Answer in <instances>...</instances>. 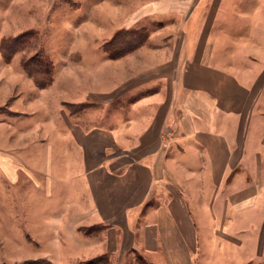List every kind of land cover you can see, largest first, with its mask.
Returning a JSON list of instances; mask_svg holds the SVG:
<instances>
[{"label":"crops","instance_id":"1","mask_svg":"<svg viewBox=\"0 0 264 264\" xmlns=\"http://www.w3.org/2000/svg\"><path fill=\"white\" fill-rule=\"evenodd\" d=\"M225 1L103 0L72 36L85 49L68 48L64 72L50 58L44 89L0 40L2 250L40 247L43 232L110 264L264 261V13H221ZM150 17L177 29L137 28ZM132 29L145 41L111 59L104 45ZM82 104L98 106L101 124L65 108Z\"/></svg>","mask_w":264,"mask_h":264},{"label":"rangeland","instance_id":"2","mask_svg":"<svg viewBox=\"0 0 264 264\" xmlns=\"http://www.w3.org/2000/svg\"><path fill=\"white\" fill-rule=\"evenodd\" d=\"M101 1L103 0H0V40L10 41L19 37V42L17 41V44L21 45V50L17 52L18 54L16 53L17 58L15 57L14 59L16 71H24V73H26L24 68L22 69L23 64H26L27 62H30L31 64L36 63L37 55L44 53L42 55H46L49 59L52 58L56 60V63L59 64V68L64 72V65L59 61L67 56L68 48L76 47V50L85 49L84 45H82V43L84 44L82 39L80 38L76 40V38L72 36H75V32H78V34L80 32L81 36V33L85 31V28L91 27V24L85 23L84 21L87 20V11L92 9L95 10ZM109 1L116 2V0ZM124 1L126 0H118V2L122 4L120 6H125L123 4ZM237 7L241 13H246L247 10L249 12L254 10L253 13L263 15L264 0H226L225 4L222 6L221 13H230L232 8L237 11ZM93 21L102 24V26H107L106 29H109V31H112L115 27H117L115 30L119 29L117 24L103 23L102 20L96 19V16H93ZM259 23L257 24L261 25ZM177 24L178 21H174L171 18L150 17L144 20V22H140V25H138L137 28L144 25V27L150 32H155L160 28L168 26L166 29L163 28L162 30L165 29V31L168 32H175ZM200 26V28L203 29L207 24L202 22ZM180 28L183 29L182 26H180ZM256 29H261V27H257ZM91 31L95 32L96 36L98 35L96 29H91ZM72 38H74V40H71ZM75 40L77 41L76 44L73 43ZM85 41H87V39H85ZM86 47L90 51V54H85L86 57H102L103 51L100 50L101 47L94 49L93 44H90V46L86 45ZM98 50H100V52H98ZM75 62L77 63L76 59ZM64 64L67 63L64 62ZM61 65L63 66L60 67ZM70 66L75 67V65L72 64H70ZM62 72L55 76V83L53 84V88L56 91H59L61 96L64 95L63 92L65 91L63 88H59L60 78L63 77ZM107 85L111 86L112 84ZM72 94L71 97H73L75 93ZM27 96L30 95L28 94ZM66 106L65 108L67 111L74 116L78 115L90 119V126L101 124L102 122L101 119L97 117L100 115V109L98 106L91 107L90 104ZM119 107V104H115L113 107L109 106L104 110L102 107V110L106 118H109L115 113L114 110H118ZM43 109L51 111V103H46ZM46 121L47 118L42 120V122ZM8 223L9 221H7L6 225H8ZM39 239L41 240L40 247L35 246L33 243L25 239L23 245L15 247L16 249L11 250L12 248L9 247L8 249H5L7 251L10 250L8 254L7 251L2 250L0 246V264H36V261H38L37 264H83L91 260L89 257H86L87 255L83 252L81 253L79 248H75L71 243L67 244L63 239L61 240V243L56 241L57 244L52 245L51 243L55 242V240H51L48 236H43V232ZM5 248L7 247L5 246ZM203 250L204 248H202V255H204ZM3 251L5 252V255L2 257L1 253ZM44 254L46 256H51V263L47 261L41 263L40 261L42 260L35 261L33 258H29V256H42ZM81 261L83 262L81 263ZM232 261L233 264H264V261L242 262L240 257L234 258ZM205 262L206 260L200 258L198 264H205ZM218 263L225 264V261H218Z\"/></svg>","mask_w":264,"mask_h":264},{"label":"trees","instance_id":"3","mask_svg":"<svg viewBox=\"0 0 264 264\" xmlns=\"http://www.w3.org/2000/svg\"><path fill=\"white\" fill-rule=\"evenodd\" d=\"M147 37L145 29L130 30L128 32L120 31L113 37L108 43L104 45L108 56L111 59H116L118 57L124 56L128 51H131L141 45ZM19 37L10 41H2L1 50L6 61H9L13 56L21 50V45L17 44L19 42ZM18 41V42H17ZM40 53L37 55L36 63L27 62L23 64V68L27 75L33 78L36 86L38 88L44 89L50 86L53 82V65L51 60ZM84 105V104H82ZM73 106V105H72ZM80 106V105H77ZM45 262V261H40ZM139 264H149L142 258L138 259ZM38 261H36V264ZM83 264H110L109 258L106 256H100L91 259Z\"/></svg>","mask_w":264,"mask_h":264}]
</instances>
